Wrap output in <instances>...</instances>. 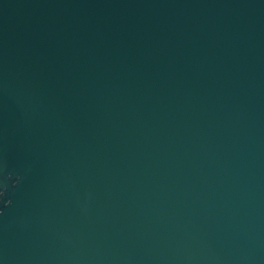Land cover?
Segmentation results:
<instances>
[{"label":"water","instance_id":"95a60500","mask_svg":"<svg viewBox=\"0 0 264 264\" xmlns=\"http://www.w3.org/2000/svg\"><path fill=\"white\" fill-rule=\"evenodd\" d=\"M0 264H264V0H0Z\"/></svg>","mask_w":264,"mask_h":264}]
</instances>
